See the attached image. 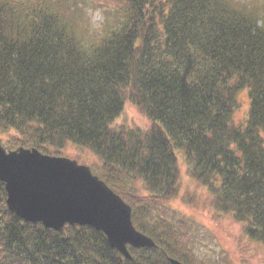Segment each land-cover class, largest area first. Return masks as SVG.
Returning <instances> with one entry per match:
<instances>
[{
	"label": "trees",
	"instance_id": "1",
	"mask_svg": "<svg viewBox=\"0 0 264 264\" xmlns=\"http://www.w3.org/2000/svg\"><path fill=\"white\" fill-rule=\"evenodd\" d=\"M97 1L92 33L77 0H0V135L85 153L157 246L127 259L93 226L26 221L0 180V264H193L192 218L172 208L181 155L210 207L264 245V1ZM128 104L147 128L115 123Z\"/></svg>",
	"mask_w": 264,
	"mask_h": 264
},
{
	"label": "water",
	"instance_id": "2",
	"mask_svg": "<svg viewBox=\"0 0 264 264\" xmlns=\"http://www.w3.org/2000/svg\"><path fill=\"white\" fill-rule=\"evenodd\" d=\"M0 180L9 209L26 221L41 222L56 231L66 224L91 225L127 259L133 258L129 247L157 246L153 237L134 225L132 206L89 165L75 158L36 147L8 150L0 139ZM169 262L185 264L176 257Z\"/></svg>",
	"mask_w": 264,
	"mask_h": 264
},
{
	"label": "rangeland",
	"instance_id": "3",
	"mask_svg": "<svg viewBox=\"0 0 264 264\" xmlns=\"http://www.w3.org/2000/svg\"><path fill=\"white\" fill-rule=\"evenodd\" d=\"M77 1L84 5L82 20L89 22L87 23L89 30L94 33L99 29L106 6L102 5L103 2H96V0ZM263 1L258 0V2ZM240 100L246 108L248 102L246 91L241 92ZM244 108L238 114L239 117L243 115ZM115 123L141 128L149 126L148 119L133 104H128L125 107ZM0 138L8 150L17 148H12L9 145L8 137L0 135ZM78 153L77 148L70 146L63 155L88 164L87 159L83 156L85 153L81 157L75 156ZM180 160V192L172 201V208L175 209L176 215L185 214L192 218L187 220L189 231H185L183 234H185L184 244L190 248L188 253H192L194 256L192 257L193 264H264V245L246 236L240 223L228 215L215 212L210 207L208 196L203 190L196 188L182 155Z\"/></svg>",
	"mask_w": 264,
	"mask_h": 264
},
{
	"label": "bare ground",
	"instance_id": "4",
	"mask_svg": "<svg viewBox=\"0 0 264 264\" xmlns=\"http://www.w3.org/2000/svg\"><path fill=\"white\" fill-rule=\"evenodd\" d=\"M138 249V248H137ZM139 249H141V248H139Z\"/></svg>",
	"mask_w": 264,
	"mask_h": 264
}]
</instances>
